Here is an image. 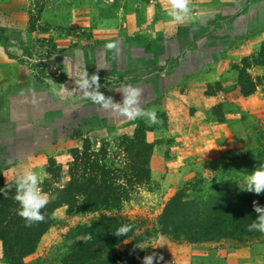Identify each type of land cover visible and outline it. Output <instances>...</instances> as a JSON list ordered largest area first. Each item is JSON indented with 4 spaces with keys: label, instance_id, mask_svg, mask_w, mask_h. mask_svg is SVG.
Returning <instances> with one entry per match:
<instances>
[{
    "label": "rangeland",
    "instance_id": "374dc122",
    "mask_svg": "<svg viewBox=\"0 0 264 264\" xmlns=\"http://www.w3.org/2000/svg\"><path fill=\"white\" fill-rule=\"evenodd\" d=\"M8 1L0 8V83L5 86L0 89V160H7L8 168L0 171V181L1 173L10 182L29 167L41 173L40 186L48 195L50 160L61 166L58 184H65L70 150L82 147L86 138L93 148L109 147V164L126 167L124 137L143 125L155 144L152 156L159 150L150 161V182L118 208L56 209L53 225L27 264H62L67 246L80 239L78 225L101 214L128 219L137 228L107 256L120 254L125 264H141L147 250L161 245L167 264H196L194 249L179 245L189 241L162 233L161 215L174 194L207 199L224 179L245 191L248 175L259 168L264 80L256 92L244 95L238 75L242 59L264 45V0H189L191 12L180 23L167 15L170 0ZM110 41L118 42V55L104 47ZM8 55L11 62L1 64ZM17 66L20 73H9ZM83 71L98 75L99 90L121 106L122 85L141 88L139 106L154 110L159 122L129 120L93 104L75 83ZM248 71L264 75L260 65ZM16 92L22 97L13 96ZM145 231L152 237L131 245ZM201 247L212 256L208 264H264V233Z\"/></svg>",
    "mask_w": 264,
    "mask_h": 264
},
{
    "label": "trees",
    "instance_id": "16d2710c",
    "mask_svg": "<svg viewBox=\"0 0 264 264\" xmlns=\"http://www.w3.org/2000/svg\"><path fill=\"white\" fill-rule=\"evenodd\" d=\"M253 65L264 69V45L257 54L242 59L238 77L244 95L256 92L264 80V75L253 77L248 71ZM146 132L147 128L143 125L136 128L131 137H124L123 148L129 160L126 167L109 164V147L106 144L96 149L89 138L84 139L82 147L70 150L68 180L63 185L58 184L62 168L55 159H51L47 167L51 176L45 179L49 203L41 210L45 218L30 227H26L17 214L19 205L13 198L16 193L14 179L2 183L0 241L6 262L27 264L26 257L36 251L41 238L53 225L52 215L57 208L67 205L70 212L81 206L92 213L118 208L137 187L149 183L155 144L147 139ZM261 166H264V152L259 168ZM214 190L215 194L207 199L186 198L181 193L171 196L160 219L162 233L189 242L239 239L261 234L248 231L247 225L256 219L253 201L264 206V194L241 191L234 181L226 179L217 183ZM122 224H131L133 228L127 236L117 237L114 232ZM136 229V225L128 219L106 214L94 217L78 225L75 235L80 239L67 246L62 264H125L127 259L122 255H107L125 238L134 237ZM151 237L152 234L145 231L131 245H140Z\"/></svg>",
    "mask_w": 264,
    "mask_h": 264
},
{
    "label": "clouds",
    "instance_id": "9594fccd",
    "mask_svg": "<svg viewBox=\"0 0 264 264\" xmlns=\"http://www.w3.org/2000/svg\"><path fill=\"white\" fill-rule=\"evenodd\" d=\"M170 8L167 9V15L173 22L180 23L189 17L191 12L189 0H170ZM104 47L108 50H115V54H119L117 41L107 42ZM100 69V68H97ZM78 90L83 96L89 99L93 104L99 105L103 109H111L112 112L119 116L126 117L129 120L143 119L149 125H155L159 122L157 113L151 109H143L139 106L142 96V89L132 84L122 85L123 105L114 103L109 97L99 90L101 84L96 74L89 75L87 71L80 73V77L75 81ZM43 176L38 170L26 167L21 174L14 178L16 188L15 201L18 202L17 214L24 220L25 226L30 227L34 223L44 220L42 209H45L49 203L48 195L42 192L41 183ZM246 190L255 194H264V166L256 169L248 175L246 181ZM0 193L4 194V189H0ZM253 210L256 213V219L247 225L248 231H258L264 233V206L257 201H253ZM131 224H122L117 228L114 234L117 237L127 236L132 230ZM141 264H160L164 257L161 254L153 252L140 258Z\"/></svg>",
    "mask_w": 264,
    "mask_h": 264
},
{
    "label": "crops",
    "instance_id": "0c3cea01",
    "mask_svg": "<svg viewBox=\"0 0 264 264\" xmlns=\"http://www.w3.org/2000/svg\"><path fill=\"white\" fill-rule=\"evenodd\" d=\"M8 3H9L8 0H0V8H2V6H5ZM1 13H3V12L0 10V16L2 15ZM1 44L2 43L0 42V45ZM8 57H9V61H6V59L1 58V62H3L1 64L4 65V62H6V63L7 62H11L10 61V59H12L11 56L8 55ZM5 66H3V68ZM0 70H2L1 67H0ZM6 70H7V67H6ZM8 70H9V68H8ZM20 70H21L20 67L17 66L15 68L10 69V72L9 73H12L13 72L15 74H18V73H20L19 72ZM0 73H1V71H0ZM3 86H4V82L0 83V89H2V88L5 89V86L4 87ZM0 94L2 95L1 90H0ZM12 94H14L13 96L22 97V96L19 95L21 93H18V92L12 93ZM6 96H7V93L6 94L4 93L3 98H6ZM0 130H1V127H0ZM158 152H159V150L158 149L156 150V148H155L154 155L151 157V160L152 161H154V158L156 160V153H158ZM0 159H1V157H0ZM6 168H7V160H4L3 162H1V160H0V171H2V170L5 171ZM152 175L154 176V170H152ZM1 180L4 181V182H7V180H8L7 173H4V175L1 173ZM2 181H0V182H2ZM211 243H212V241H207V242H193V243L192 242H188V243L179 244V245L180 246H189L191 248V251L194 249L193 254L197 256V258H195V260H194L195 263L197 262L198 264H208V263H210V260H211L209 258L212 257V256L209 255V254H207V253L205 254V252H202L200 249H202L201 246H204L205 244H211ZM166 251H167V249L165 247H163L161 245H156L155 247L147 250L146 255L151 254L153 252H156L158 254H161V255H163L164 259H163V261L160 262V264H167L168 263L167 261H169L170 258L167 257ZM189 257H190V255H189ZM27 258H28V256H27ZM4 260H5V258H4V254H3V246H2V242L0 241V264H6V262Z\"/></svg>",
    "mask_w": 264,
    "mask_h": 264
}]
</instances>
